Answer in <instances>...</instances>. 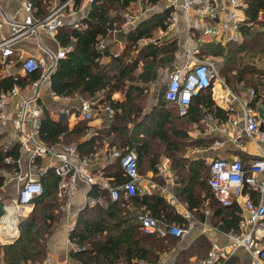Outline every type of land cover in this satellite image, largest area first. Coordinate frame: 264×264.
I'll list each match as a JSON object with an SVG mask.
<instances>
[{
	"label": "trees",
	"instance_id": "obj_1",
	"mask_svg": "<svg viewBox=\"0 0 264 264\" xmlns=\"http://www.w3.org/2000/svg\"><path fill=\"white\" fill-rule=\"evenodd\" d=\"M31 1L43 11L41 17L48 12L49 0ZM81 1L76 0V3ZM138 1L146 6H154L161 0H94L87 16L81 20L83 26L65 25L57 32L62 45L72 44L73 48L58 60L51 74L52 90L59 96L80 94L93 98L96 107L112 105L117 109L114 117L104 119L97 126L79 113V119L70 126L69 112L53 113L43 106L38 137L55 149H60L65 143H73L80 157L89 159L107 142L109 161L102 170L115 184L125 181L127 177L120 159L111 158L114 148L123 153L131 148L136 149L138 169L142 175H147L151 170L156 173L161 156L169 155L177 171V181L180 182L177 189L188 201V206L201 207V203L209 198L214 210V223L223 231H240V207L237 204L223 205L215 198L208 183L211 164L185 156L191 146L208 147L212 143L211 139L190 137L189 130L194 122L203 126L201 120L207 112L220 120L228 119L227 110L214 100L211 87L192 97L185 114L179 113L176 102L166 98L165 89L158 102L147 109L151 84L157 79L159 69L173 66L177 43L170 40L160 45L148 41L139 46V39H151L154 28L165 30L174 7H164L139 21L130 32L126 47L117 54L106 43L103 49L98 47V42L104 41L108 33L126 19L125 12H131ZM244 2L245 18L239 27L242 41L211 39L203 44L202 53L222 58L221 74L232 88L237 89L238 84L242 83L245 87H252L258 97L260 89H264V80L258 77L256 68L243 64L242 55L249 50H264V0ZM140 63L143 64L142 70H139ZM41 74L42 70L39 69L24 75H0V95L15 85L27 87ZM117 91L121 98L114 96ZM5 144L0 135V186L6 173L17 167L20 155L18 140H14L10 146ZM7 156L11 158L10 161L6 160ZM243 161L248 164L247 160ZM41 179L44 191L34 198L33 209L20 219L19 236L8 242H0V264H44L48 257L49 239L63 222L65 214L59 208L62 199L58 196L59 175L55 169L49 168ZM88 195L96 202L93 205L86 203L78 212L75 229L71 233V238L79 246L70 250V256L75 261L82 264L156 261L180 239L171 234H148L141 228L138 215L149 210L161 222H183V216L158 192L137 191L126 197L122 191L117 199H113L107 189L90 185ZM3 213V202L0 200V217ZM210 248L209 239L198 236L180 250L174 264H189L193 256L203 258Z\"/></svg>",
	"mask_w": 264,
	"mask_h": 264
},
{
	"label": "built area",
	"instance_id": "obj_2",
	"mask_svg": "<svg viewBox=\"0 0 264 264\" xmlns=\"http://www.w3.org/2000/svg\"><path fill=\"white\" fill-rule=\"evenodd\" d=\"M86 1L92 4L94 0ZM75 3L76 0H54L47 15L36 17L32 11V1L26 0L24 6L27 15L24 24L14 25L13 30L16 33L0 41L3 57L15 53L11 42L19 36L33 33L40 27H44L49 32L57 31L66 23L63 17L65 10ZM177 4L178 0H170L165 7H176ZM229 4L231 11L226 18L222 17L228 8L225 0H182V6L187 12H193L195 17L207 20V23L196 36L197 45L188 48L187 62L182 68H175L167 75L165 96L176 102L180 114L188 112L194 95L205 88L212 87L214 82L219 80V67L202 54L200 43L204 41L205 36H220L226 41L237 39L236 32L240 31V24L245 18V14L243 17L240 16L238 8L244 9L245 2L229 0ZM125 16L129 21H134L136 17L132 12H125ZM177 21L178 16L174 12L167 22V29L172 28ZM68 23L72 27L83 26L79 20H70ZM98 47L103 49L105 41H99ZM72 48V44L62 46L52 64H48L45 58L27 56L21 60L19 69L25 73L40 69L41 77L33 81V84L37 85L41 79H44L51 85V74L57 67L58 60ZM52 92L57 95L54 91ZM20 94L21 87L15 85L0 95V125L12 123L20 131L16 139L20 143L17 167L12 172L6 173L3 183L4 185L14 180L16 192L9 201L3 202L4 213L0 217L2 236L10 238L16 234L20 217L28 212L29 206H34V198L43 193L44 184L41 176L46 174L49 168H54L59 175L58 196L62 199L59 208L68 214L79 180L107 189L113 199H117L122 191L125 192L126 197L137 191L142 192L139 183L142 176L138 169L136 149L131 148L124 153L117 148L111 151V158L120 159L123 173L127 177L125 181L115 184L110 177L103 174V170L99 173L93 171L90 159L80 157L75 144L65 143L60 149H55L40 140L37 129L43 115V108L32 97L19 99ZM251 94L256 95L254 89L251 90ZM63 97L68 98V95ZM14 99L17 100L16 113L6 110L8 102ZM262 102L264 103V96ZM239 105L242 116L234 117L231 121L232 140L235 142L239 140L242 126H244L248 135L260 145L261 152L247 165L241 158L215 157L211 162L208 183L216 199L223 205L230 206L238 202L242 207V228L240 231L227 233V254H232L237 248L244 247L256 254L261 264H264V149L261 147L264 142V116L259 115L251 103L240 100ZM231 109H234V106ZM116 111L117 109L112 105L101 104L96 107L93 98L79 96V112L86 119L92 120L96 117H101L103 120L110 119L114 117ZM29 121L32 122V127L26 131L25 126ZM13 141H8L5 146H10ZM215 144H220V141L216 140ZM45 156H51L53 160L46 164L40 163ZM6 160L10 161L11 158L7 156ZM105 164L106 162L102 163L101 169ZM252 191L257 198L252 196ZM88 201L91 205L96 202L93 197H89ZM187 218V222L177 224L161 222L150 211L141 212L138 215L141 228L145 233L162 236L171 234L176 237L185 236L197 225L190 214H187ZM74 229L75 222L68 224L66 239L71 249L79 247L71 238ZM221 254L223 253H220L218 249H212L198 262L190 264H218ZM139 264H163V258L156 261H140Z\"/></svg>",
	"mask_w": 264,
	"mask_h": 264
},
{
	"label": "crops",
	"instance_id": "obj_3",
	"mask_svg": "<svg viewBox=\"0 0 264 264\" xmlns=\"http://www.w3.org/2000/svg\"><path fill=\"white\" fill-rule=\"evenodd\" d=\"M25 1L26 0H0V41L10 38L16 33L13 30L14 25L24 24V20L27 15V10L24 6ZM53 1L54 0L48 1L46 8L48 9V12L43 16L49 13ZM168 2H170V0H164L163 4L161 5V9L164 8ZM225 2L228 4V8L227 12H225L222 17L225 16L227 18L231 10L229 0H225ZM90 6L91 4L86 0H82L79 4L75 3L69 6L65 10V15H63L64 20L66 21L63 26H70L68 23L70 20L81 21L85 16H87ZM135 6H140V14H138L135 9H132L131 12L136 16L134 21H129L126 18L121 27L114 28L105 37V43L109 45L110 49H115V54L122 51L126 47L129 40V34L135 27H137L138 22L153 14H149L148 12L152 8H144L142 6V2L138 1L133 6V8ZM32 11L36 17H41L40 14L43 13V11L39 10L35 4H33ZM238 11L240 16L243 17L245 14L244 9L238 8ZM174 12L178 16V21L170 29H161V31L165 32V36H163V38L153 40L143 37L139 39V46L146 44L148 41L159 43L160 45L166 44L170 40L176 41L177 50L175 52L176 54L173 66L170 68L163 67L159 69V72L163 73V71L165 72L167 68L166 72L164 73L165 83L167 82V75L169 71L175 68H182L187 62L188 48L197 45V42L195 41L196 36L199 35V33L203 30L204 25L207 23V20L195 17L193 12H187L182 6V0H178V4L173 8L171 15ZM58 30L49 32L44 27H40L33 33H28L13 39L11 44L15 50L14 54L8 57H3L2 52L0 51V75L26 74L19 69V65L21 60L27 56L45 58L48 64H52L55 61V56L58 50L63 46L57 38ZM236 35L238 36L236 40L242 41V33L237 31ZM221 38L222 37L220 36H205L204 41L200 43V47L202 48L203 44L211 39ZM224 41L226 42V40ZM202 54L215 62L219 67L220 76L219 80L214 82V85L211 87L212 96L219 106L227 110L228 119L220 120V118H217L216 116L207 112V114L201 120L203 126H201L200 123L194 122L189 130L190 137L196 139H211L212 143L208 147L191 146L186 152L185 156L194 160L202 159L207 165L211 164L212 160L217 156H225L228 158L237 157L249 162L261 152L260 145L255 139L248 135L246 130H244V126H242L240 133L241 137L239 140L236 142L233 141L230 125L234 117L242 116L241 107L239 105L240 100L253 104L259 115L264 116V103L262 102L264 89H260V96L257 97V95L251 94V90L253 89L252 87H245L242 83L238 84L237 89L232 88L221 74L222 58L211 53ZM107 58L110 60L109 57ZM142 69L143 64L140 63L139 70ZM52 91L51 85H49L46 80L41 79L37 85H34L33 82H31L27 87L21 88L20 98H18L24 99L32 97L36 100L37 104L42 106V108L45 106L53 113H59L61 111L69 112L71 114L69 118L70 126H73L79 119V96L82 95L72 94L68 95V98H65L63 96L53 94ZM114 96L116 98L122 97L118 91L114 93ZM156 101L157 100H154L153 103L148 104L147 109H151ZM16 102V99L10 100L6 106V110L16 113ZM233 106L234 109H231ZM102 121L103 119L101 117H96L90 120V123L100 126ZM31 127L32 122L29 121L25 126L26 131L30 130ZM19 134L20 131L12 123L0 125V135H2V142L4 143H7L10 140L18 139ZM216 140L220 141V144L216 145ZM107 145L108 143L106 142L105 146L100 148L94 157L90 158L91 168L97 173L102 171V163L109 161L108 154L106 153ZM261 147L264 149V142L261 144ZM52 160L53 158L51 156H45V158H43L40 163L46 164ZM209 173L210 171L208 172V178ZM141 176L142 177L139 183L142 192L140 193L158 192L167 200V202H169L175 211L183 216L182 223H172L183 224L187 222V214H190V216L197 222V225L190 233L183 237H179L180 246L178 248L167 250L162 253L160 258H163V264H174L180 250L187 247L196 237L201 235L207 237L211 242V248L209 252L212 249H218L220 253H223L219 258L218 264H261L258 256L244 247H239L232 254H227V233L232 230L223 231L214 223V210L210 205L209 198H206L204 201L203 199L200 200L201 202L203 201L201 203V207L190 208L188 206V201L180 195L179 190L177 189V187L180 185V182L177 181V171L173 166V161L169 155L163 154L161 156L158 165V171L156 173L151 170L148 171L147 175L141 174ZM14 182V180H11L0 187V200L2 202L9 201L11 197L15 195L16 186ZM89 189V183L85 182L84 180L78 181V188L71 201L69 214L68 212H64L65 217L63 222H61L59 227L49 239L48 257L44 264H82L71 258V247L67 243L66 236L68 224L76 221L78 212L85 206L86 203L89 202ZM202 196L204 198V194ZM252 196H256L253 191ZM235 204L240 207L242 216V207L238 202ZM28 208H30V206ZM164 222L171 223L169 221ZM239 226L241 229V222ZM19 233L18 227V231L13 237L9 238V241L17 238ZM6 239H8V237L2 236L0 234L1 242H6ZM196 258L199 257L193 256L190 263L198 262L201 259Z\"/></svg>",
	"mask_w": 264,
	"mask_h": 264
},
{
	"label": "rangeland",
	"instance_id": "obj_4",
	"mask_svg": "<svg viewBox=\"0 0 264 264\" xmlns=\"http://www.w3.org/2000/svg\"><path fill=\"white\" fill-rule=\"evenodd\" d=\"M163 2H164V0H161L158 4L154 5V7L149 6V5L146 6L143 3H142V6L144 8H147V9L152 8L148 11L149 14H151V13H154L156 11L161 10V5L163 4ZM133 9H135V11L138 14H140V11H139L140 6H135ZM124 21H125V19L122 20L121 24L118 25L117 28L121 27L122 24L124 23ZM167 22H169V20ZM167 22H166V25H167ZM152 30H153V34H152L151 39H153V40H156L158 38H163V36H165V32L161 31L160 27L154 28ZM242 61H243V64H250L251 67L256 68L259 72V74H257L258 77L260 79L264 80V50H262V51H260V50L245 51V52H243V55H242ZM166 70H167V68H166ZM166 70H165V72H166ZM165 72L164 71H163V73L159 72L157 79L151 84V87L149 90V95H148V104L153 103L154 100H157L156 102H158V99H159L161 93L166 88L165 81H164V79H165L164 73ZM22 209H24V208H22ZM32 209H33V206H31L30 209H27L28 212L26 214L23 213L22 216L20 217V219L22 217L26 216ZM179 246H180V239H179V241H177L172 246L171 250L174 248H178Z\"/></svg>",
	"mask_w": 264,
	"mask_h": 264
},
{
	"label": "water",
	"instance_id": "obj_5",
	"mask_svg": "<svg viewBox=\"0 0 264 264\" xmlns=\"http://www.w3.org/2000/svg\"><path fill=\"white\" fill-rule=\"evenodd\" d=\"M9 240H10V239L8 238V239H6L5 241L8 242Z\"/></svg>",
	"mask_w": 264,
	"mask_h": 264
}]
</instances>
